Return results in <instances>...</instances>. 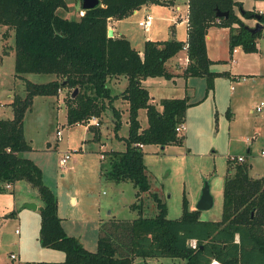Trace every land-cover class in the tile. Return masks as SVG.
<instances>
[{
	"label": "trees",
	"instance_id": "trees-1",
	"mask_svg": "<svg viewBox=\"0 0 264 264\" xmlns=\"http://www.w3.org/2000/svg\"><path fill=\"white\" fill-rule=\"evenodd\" d=\"M166 0H100L84 9L78 17L60 15L67 9V0H0V24L14 32L15 71L54 73L46 82H33L23 77L25 95L13 94V116L0 117V192L6 184L25 180L42 200L39 239L43 246L63 251L61 261L39 260L28 264H135L136 257L149 264L146 257H179L185 264H264V175L251 176L250 163L232 161L228 165L222 188V210L219 219H203L200 210L191 208L183 196L182 212L176 218L167 216L166 204L158 193L150 190L144 163L143 148L137 143L161 146L181 143L183 135L175 126L183 121L189 104L186 96L163 97L161 109L142 83L148 76L171 77L166 61L186 43L188 57L184 73L204 76L207 90L221 72L210 69L213 62L207 54L206 33L211 25L229 28V50L237 45L244 51H256L261 30L251 32L242 17L264 12L244 9L240 0H187V39H151L141 50L124 35L107 34L109 19H120L147 3ZM238 9L242 10L240 14ZM227 10V17H218L216 10ZM3 35H7V31ZM225 72V71H223ZM222 72V73H223ZM123 75L127 84L119 94H112L108 80ZM67 88L64 102L68 123L85 122L101 117L105 99L112 107L115 133L121 125L120 110L112 105L119 95L127 101L128 133L123 150L105 152L110 168L106 177L114 181L129 180L136 195L150 191L157 212L138 215L129 220L113 216L99 221L95 250L87 249L74 235L68 234L58 215L55 192L43 179L41 167L24 152L32 149L24 134V115L35 95H57ZM76 88V91L74 89ZM145 108L147 125L141 127L139 109ZM117 134V133H116ZM98 136L95 132L94 138ZM105 157V156H104ZM195 239L193 247L189 241Z\"/></svg>",
	"mask_w": 264,
	"mask_h": 264
},
{
	"label": "rangeland",
	"instance_id": "rangeland-1",
	"mask_svg": "<svg viewBox=\"0 0 264 264\" xmlns=\"http://www.w3.org/2000/svg\"><path fill=\"white\" fill-rule=\"evenodd\" d=\"M179 1L183 3L184 0ZM67 4V9H57L60 15L75 18L80 16V10H84L81 0H67ZM261 4L260 0H244L243 8L253 10L254 5ZM170 11L172 12L167 4H153L141 9L137 15L126 18L133 41L141 40L145 35L160 39L169 37L170 28L176 25ZM253 11L264 12V5ZM146 13L152 16V25L148 31L138 25V20ZM242 18L244 20L251 17ZM5 31L7 35H3ZM219 39L220 35L216 37V41ZM257 41L262 50L245 51L247 54L238 50L234 52V57L239 61L240 70L255 71L258 74L246 73L229 77L222 71L230 70V60H227L218 62L211 68L213 71L218 69L221 73L214 77L213 86L209 90L205 77L198 76L185 79L182 75H177L173 81L170 77L159 75L148 77L145 81L157 106L161 105L160 99L164 96L188 95L189 104L184 115L188 135L183 136V141L166 144L162 149L161 145L154 143H148L143 148L150 190L157 192L166 204L167 216L170 218L180 216L184 195L190 207L196 204L205 181L209 183L213 205L200 210V217H221L222 188L230 156L242 154L252 164L251 175L264 174V154L261 153L264 149V107L261 111L255 110L256 105L261 100L264 101V36L261 34ZM223 52V58H226L229 55L228 46L223 50L220 44L219 53ZM183 54L178 56L184 59ZM23 77L33 82H46L54 79L55 74L25 72L17 75L14 32L0 24V117H11L13 113L10 104L12 97L8 96V92L25 95ZM124 83L126 84V79ZM121 85L119 83L113 89L109 85L112 94L124 86ZM66 91V87L58 90L60 100L56 99L57 95L33 97L32 104L24 115V134L31 145L36 147L31 150V156L42 168L45 183L58 198L59 214L65 231L81 242L84 241L87 249L95 250L100 234L99 216L132 219L138 215L139 209L133 203L140 202L142 214L153 215L157 212L156 201L150 191L141 192L139 197L131 181L117 182L103 173L109 170L110 163L105 160L106 154L103 158H100V154L110 149L125 148L123 137L128 133V123L126 112L122 114V109L127 105L126 101L119 95L112 98V105L121 110V125L117 134L113 128L112 107L107 99L100 119L101 125L94 131L83 124L68 123L66 111L61 106ZM139 119L141 127L147 125L145 108L139 109ZM57 130L61 131L60 139L57 138ZM95 132H98V136L94 138ZM47 144L49 148H46ZM248 147L250 150H247ZM67 152L70 154L67 166L61 168L58 161ZM25 153L27 152L24 155ZM31 188L35 190L34 187ZM29 195H36L41 200L36 191L27 193L22 189L21 194L18 192V202L14 205L10 189L0 192V264L64 258L63 251L41 244L39 223L42 202L40 206L29 209L24 205L26 200L23 201ZM71 195L76 198L74 203L70 199ZM12 252L17 255L13 260L10 257ZM143 260L142 257H136L135 264H140ZM145 260L149 264H185V260L179 257H146Z\"/></svg>",
	"mask_w": 264,
	"mask_h": 264
},
{
	"label": "crops",
	"instance_id": "crops-1",
	"mask_svg": "<svg viewBox=\"0 0 264 264\" xmlns=\"http://www.w3.org/2000/svg\"><path fill=\"white\" fill-rule=\"evenodd\" d=\"M242 2V7H243V2L244 0H240ZM262 2L261 5H258V6H255L254 5V8L253 10L255 9H258V8H263V5H264V0H260ZM153 4H167L169 5L170 9L172 10V12L170 11V14L172 16V19L175 18V21H176V25L174 27H171L170 28V31H169V37L167 38H176V39H180V40H186L187 39V18H188V5H187V0H184L183 3L179 0H166L164 3H147V4H144L142 5L140 8L138 9H135L131 14H129L128 16H125L123 18H120V19H114V18H111L110 19V26L111 28L113 29V34H116V35H124L126 36L129 41L131 42V44L137 48L138 50H141L142 47H143V44H144V41L148 38H151V39H160V38H153L151 37L150 35H145L141 40H137L136 42H134L133 40V37L130 33V31L128 30L127 28V25H126V22H125V19L128 18V17H131L133 15H137L138 12H140L141 9H145V8H148L150 7L151 5L153 6ZM245 9V8H244ZM238 12L241 14L242 13V10L241 9H238ZM262 10V9H260ZM244 21L246 24L248 25H254L255 22H256V18H255V15H253L251 18L249 19H245L244 18ZM145 31H148V30H145ZM220 35V39L216 41V37ZM228 35H229V28L227 26H219L218 24H214V25H211L208 30H207V33H206V49H207V54L209 56V58L211 60H213V62L210 64V69L213 67V65L215 66L216 63L218 62H221V61H229L230 60V70L226 69V70H222V71H225L226 74L229 75V77H234L236 75H244V74H258V72H255V71H242L239 69L238 67V59L234 57V52H237L238 50H241L243 54H247L242 48L241 46L237 45L235 46V50H232L230 51L229 50V40H228ZM167 38H164V39H167ZM163 39V38H162ZM221 44V48L224 50L226 49V47L228 46V52H229V55H227L226 58H223V53H219V46ZM215 45H216V50H215ZM257 50L255 52H257L258 50H262L260 47H259V43L257 41ZM263 51H264V48H263ZM180 53H184V59H182V57L178 56V54ZM187 62H188V57H187V54H186V48H183L182 50H180L176 55L170 57L165 65H166V68L172 73V76L170 78H172L173 81H175L176 79V76H180L182 75L185 79H188L189 77H195L196 75H187L184 73V70L187 66ZM179 69V70H178ZM212 70V69H211ZM215 71V70H214ZM218 71V69H217ZM148 77H154V76H148ZM146 77L145 79H143L142 83L144 85L145 84V81H147V78ZM198 77H204V76H198ZM124 79H126V84H127V78L123 75H120V76H113L111 78H109L108 80V83L110 86H112V89L114 88L113 86L119 84V83H122L123 84V81ZM126 84L124 86L121 87V89L119 91H113L114 94H119L123 89L124 87L126 86ZM61 90V89H59ZM8 96L12 97L13 98V93L12 92H8ZM61 95H58L56 96V99L57 100H60L59 98ZM186 97H188V95H184ZM164 97H182V96H176V95H168V96H164ZM163 98V97H162ZM153 99V97H152ZM12 100V99H11ZM124 100V99H123ZM189 102V101H188ZM11 103V101H10ZM127 103V101H126ZM65 103L64 102H61V106L62 108L65 110ZM127 107H128V103L127 105L125 106L124 109H122V114H124V112H126V120L128 119V113H127ZM159 109L162 108V106H157ZM13 111V110H12ZM120 113H121V110H120ZM12 116H13V113H12ZM11 116V117H12ZM7 118H10V117H7ZM97 119L99 120L100 122V119L101 117H97ZM185 121V118L183 120V122ZM128 123V121H127ZM76 124V123H75ZM78 125V124H76ZM84 125V124H83ZM101 125V122L99 123V125H90V126H85L87 128H92L94 131H96V127H99ZM185 125V123H184ZM183 136H187L188 135V126L185 125V129L183 130ZM28 140V139H27ZM31 144V143H30ZM48 146H46V148H49V144H47ZM146 144H143L142 148H144ZM158 145V144H157ZM32 146V149H35L33 145ZM164 146H160V148L162 149ZM31 149V150H32ZM31 150L30 151H26L27 153H25V156H28L30 157L31 156ZM247 150H250V147L247 148ZM104 151V150H103ZM108 151V150H106ZM28 154V155H26ZM242 155V154H241ZM105 156V153H101L100 154V158H103ZM238 156V155H237ZM244 157V160L243 161H246L248 163H250V168H249V174H250V170L252 168V164L251 162L247 161L246 157ZM31 159H33V157L31 156L30 157ZM61 158V157H60ZM230 158V157H229ZM34 160V159H33ZM60 160V159H59ZM35 161V160H34ZM36 162V161H35ZM59 162V161H58ZM37 163V162H36ZM38 164V163H37ZM39 165V164H38ZM227 168V167H226ZM42 169V168H41ZM251 175V174H250ZM264 175V174H263ZM44 176V175H43ZM251 176H254V177H257V176H261V175H251ZM12 188V189H11ZM6 189H10V191L12 192L13 194V197H12V201H13V204L16 205V202H18V192L19 194H21L22 192V189L25 190L27 193H33V191H36L37 190H32L33 188H31L30 184L25 181V180H17L15 181L13 184H7L6 185ZM38 194V192H37ZM39 195V194H38ZM31 197V198H30ZM23 198V197H22ZM41 199V198H40ZM70 199L72 201V203L75 202L76 198L74 195H71L70 196ZM26 200V202H30V203H35V207H28L29 209L31 208H36L37 206H40V202H42V200L39 201V198L36 196V195H29V196H26L23 198V201ZM32 200V201H30ZM58 200V198H57ZM43 204V203H42ZM25 205V204H24ZM26 206V205H25ZM195 205H193V207L191 208H194ZM58 215L60 216L59 214V204H58ZM110 215V214H109ZM108 215V216H109ZM61 217V222H62V225H63V219H62V216ZM99 221L102 220V219H105L106 217H100L99 216ZM39 226H40V223H39ZM64 227V225H63ZM65 228V227H64ZM66 230V229H65ZM84 241H82L81 243H83ZM84 245V243H83ZM85 246V245H84ZM87 248V247H86ZM13 253V252H12ZM11 254V253H10ZM15 254V253H14ZM11 257V256H10ZM17 257V255H16ZM15 257V258H16ZM14 258H11V260H13ZM64 259V258H63ZM62 259V260H63ZM41 260H45V261H61V260H54V259H50V258H47V259H41ZM34 261H39V260H32V261H28V262H24V263H14L12 261V263L10 264H28L30 262H34ZM9 264V263H8Z\"/></svg>",
	"mask_w": 264,
	"mask_h": 264
},
{
	"label": "built area",
	"instance_id": "built-area-1",
	"mask_svg": "<svg viewBox=\"0 0 264 264\" xmlns=\"http://www.w3.org/2000/svg\"><path fill=\"white\" fill-rule=\"evenodd\" d=\"M80 15H82L84 13V10H80ZM109 22H110V19H109ZM138 25L141 26L144 30H149L150 26L152 25V16L149 14V13H146L144 15L143 18L139 19L138 20ZM109 27L110 24H108ZM261 34L264 36V22H261ZM183 48H186V43L185 45L183 46ZM233 50H235V47L233 48ZM264 107V101H260L256 107H255V110L256 111H261L262 108ZM99 120L97 119L96 116H92L90 118H88L85 122H76V124H84L85 126H89V125H99ZM185 129V125H184V122L181 121L179 122L176 126H175V130L178 134H183V130ZM57 133V138L60 139L61 138V131L60 130H57L56 131ZM138 146L142 147L143 146V143L141 142H138L137 143ZM261 153L264 154V149L261 150ZM70 157V154L67 152L65 153L59 160V166L61 168H65L67 165H66V162L68 160V158ZM231 159H236L238 161H243L244 160V157L242 155H238V156H230ZM7 185V184H6ZM16 231H18L16 229ZM190 245L191 246H195L196 245V241L195 239H191L189 241ZM11 258H15L16 257V254L14 253H11L10 254ZM211 263L213 264H217V261L216 260H213Z\"/></svg>",
	"mask_w": 264,
	"mask_h": 264
},
{
	"label": "water",
	"instance_id": "water-1",
	"mask_svg": "<svg viewBox=\"0 0 264 264\" xmlns=\"http://www.w3.org/2000/svg\"><path fill=\"white\" fill-rule=\"evenodd\" d=\"M100 3V0H81V6L82 9H87V8H92ZM228 11L227 10H216V15L218 17H227L228 16ZM256 22L253 26H248L249 30L251 32H256L261 30V22L259 21V14L255 15ZM107 34L111 36L113 34V29L111 27H108L107 29ZM76 91V88L74 89ZM26 206L28 207H35V203H30L26 202ZM213 205V195L210 191V186L208 181H205L200 192V196L195 204V208L202 210V209H207L210 208Z\"/></svg>",
	"mask_w": 264,
	"mask_h": 264
}]
</instances>
